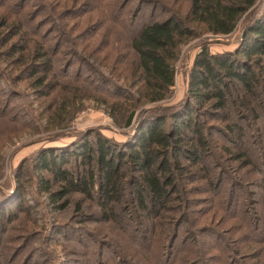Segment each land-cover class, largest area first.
Returning a JSON list of instances; mask_svg holds the SVG:
<instances>
[{"label": "rangeland", "instance_id": "374dc122", "mask_svg": "<svg viewBox=\"0 0 264 264\" xmlns=\"http://www.w3.org/2000/svg\"><path fill=\"white\" fill-rule=\"evenodd\" d=\"M156 1L149 8L137 0H0V23L14 13L30 33L37 34L32 39L40 45L35 48H49L54 58L47 84L41 87L30 78L31 69L19 66L22 59L16 63L15 57L8 56L7 26L0 29V209L5 213L0 214V264H173L177 259L189 260V264L186 239H191L190 230L199 233L205 249L202 264H264V118L246 129L247 137L240 145L236 141L227 145L212 132L213 145L228 146L231 157L248 149L253 166L241 170L243 161L233 162L225 156L229 160L214 159V177L208 184L194 180L186 186L179 181V189L189 191L183 197L193 201L185 208L187 219L179 225L176 259L171 248H163L160 257L149 251L154 234L143 226L150 220L139 217L129 204V195L118 208L121 224L115 225L100 222L95 201L73 195L66 210L53 212L47 197L37 190L32 165L41 149L68 148L90 131L121 145L136 134L137 123L129 128L117 125L101 102L88 97L134 95V57L129 43L144 25L168 17L171 6ZM263 11L264 0H257L251 15H246L254 19ZM243 25L240 22L229 36L197 31V37L179 50L170 98L146 105L138 113L156 108L157 115L165 117L182 106L200 48L206 46L211 53L233 51L240 45ZM37 70L40 77L48 67L39 64ZM138 115L143 117V113ZM170 123L167 120L164 128ZM201 175L196 170V177ZM249 219L257 226L254 239L260 242L254 246L258 259L253 261L236 252L248 235ZM161 235L170 236L166 230Z\"/></svg>", "mask_w": 264, "mask_h": 264}, {"label": "trees", "instance_id": "16d2710c", "mask_svg": "<svg viewBox=\"0 0 264 264\" xmlns=\"http://www.w3.org/2000/svg\"><path fill=\"white\" fill-rule=\"evenodd\" d=\"M137 1L147 3L149 8L157 2ZM162 1L171 6L168 17L144 25L129 43L134 57L131 85L134 95L126 92L88 97L101 102L117 125L129 128L137 123L132 140L121 145L90 131L78 136L68 148L41 149L32 168L37 174L34 178L37 190L47 197L53 212L66 210L71 197L80 195L89 202L95 201L100 222L120 225L118 208L129 195V204L136 208L139 217L150 220L149 224L143 223V227L150 228L154 234V240L148 244L149 251L160 257L163 248H171V256L176 259L174 247L180 240L179 225L187 219L185 208L193 201L183 197L189 191L179 189V181L186 186L194 180L208 184L214 177V159L229 160L225 156L233 162L243 161L241 170L253 166L248 149L231 157L228 146L213 145L212 132H217L227 145H234L235 141L240 145L238 143L247 137L246 129L264 118V11L254 19L246 15H251L257 0ZM240 22L244 24L242 39L233 51L211 53L206 46L200 48L189 72L182 106L165 117L157 115L156 108L138 113L146 105H157L170 98L179 50L197 37V31L211 36H229ZM5 26L4 44L8 56L15 57L16 63L22 59L19 66L31 69L30 78L45 86L54 67L49 48L36 49L40 44L32 38L37 34L30 33L29 26L14 13L0 23V29ZM39 64L48 67L40 77ZM141 113L143 117L138 115ZM167 120L171 123L165 129ZM91 136L93 139L89 141ZM196 170L202 172V177H196ZM0 214H5L2 209ZM247 223L248 235L243 233L245 241L236 252L240 258L253 261L258 259L254 246L260 242L254 239L255 222L249 219ZM249 226L253 230L248 229ZM163 230L170 236L163 237ZM249 233H253V237ZM188 235L191 239H186L190 245L186 253L192 259L189 264H202L205 249L198 239L199 233L190 230ZM165 238H170L166 246ZM174 261L173 264L189 262Z\"/></svg>", "mask_w": 264, "mask_h": 264}]
</instances>
